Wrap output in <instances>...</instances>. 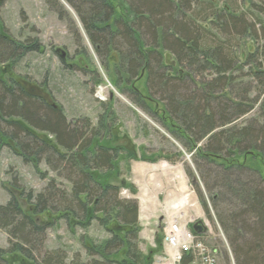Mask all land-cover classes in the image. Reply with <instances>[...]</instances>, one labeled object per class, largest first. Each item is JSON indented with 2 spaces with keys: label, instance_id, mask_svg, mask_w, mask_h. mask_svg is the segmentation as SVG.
<instances>
[{
  "label": "trees",
  "instance_id": "1",
  "mask_svg": "<svg viewBox=\"0 0 264 264\" xmlns=\"http://www.w3.org/2000/svg\"><path fill=\"white\" fill-rule=\"evenodd\" d=\"M62 2L110 83L153 118L151 106L159 105L163 127L191 154L187 172L200 183L206 218L226 242L224 264H264V0H248L246 10L244 0H44L77 36ZM259 36L263 43L245 46ZM35 52L37 42L11 39L0 22V154L7 149L25 164L43 163L66 185L51 179L37 194L9 193L0 205L8 246L0 249V264H152L162 247L141 253L137 203L121 196L133 188L119 164L129 158L173 164L177 157H146L143 147L138 155L118 144L109 104L95 124L66 121L12 72ZM140 79L145 95L133 87ZM57 221L72 235L96 223L107 238H82L83 254L49 250L46 234ZM193 259L184 254L180 264Z\"/></svg>",
  "mask_w": 264,
  "mask_h": 264
},
{
  "label": "rangeland",
  "instance_id": "2",
  "mask_svg": "<svg viewBox=\"0 0 264 264\" xmlns=\"http://www.w3.org/2000/svg\"><path fill=\"white\" fill-rule=\"evenodd\" d=\"M244 1L246 3L243 8L246 10L249 3L248 0ZM62 5L75 23L79 35L72 33L73 30L71 31L67 21L58 20L54 13L48 11L44 0H0V22L8 36L20 42L26 40L37 42V52L25 55L12 67L13 74L25 78L27 82L25 89L33 96L41 97L50 105L54 104L60 108L68 122L87 118L95 124L97 117L102 114L101 106L109 104L117 118L111 127V133L115 138L118 137V144L129 148L131 152L134 148L136 154L138 149L143 147L146 157L157 152L161 156L177 157L180 168L190 181L187 171H192L191 154L184 152L180 142L170 137L163 127L158 117L160 106L157 104L151 106L152 115L158 112L153 118L140 111L117 91L110 83L108 73L100 65L92 46L81 32L73 11L63 2ZM259 43H263L261 37L256 41L251 38L244 41L245 46L252 48ZM244 50L245 47L242 52ZM112 66L109 62L110 71ZM244 72H248L247 69ZM133 87L145 95L143 79L135 82ZM257 106L258 104L249 116L254 115ZM249 116L238 121H243ZM122 137L124 138L121 139ZM132 161L134 160L129 158L119 164V172L126 181L129 177L127 168L129 170ZM157 163H162V160H158ZM51 179L66 185L43 163L25 164L21 158L3 149L0 154V205L8 201L9 193L17 194L19 190L37 194ZM196 186L201 189L198 181L193 185L194 193L198 196ZM126 194L131 195L128 190ZM126 194L122 196L125 197ZM39 219L44 222L47 217L42 216ZM203 225L207 229L204 233L205 244L216 249L217 264H224L222 251L227 249V245L223 236L216 225L207 218ZM46 235V247L49 250L65 249L70 255L82 251L79 242L84 237L95 242L107 238V234L96 223H92L86 230L76 229L72 235L61 221L54 223ZM7 247V236L0 230V249ZM148 250L140 247L143 255H146Z\"/></svg>",
  "mask_w": 264,
  "mask_h": 264
},
{
  "label": "crops",
  "instance_id": "3",
  "mask_svg": "<svg viewBox=\"0 0 264 264\" xmlns=\"http://www.w3.org/2000/svg\"><path fill=\"white\" fill-rule=\"evenodd\" d=\"M157 164L132 161L127 179L133 188L131 198L138 208L139 247L146 249L162 247L160 236L163 237L167 221L187 226L194 233L193 224L206 219L201 201L194 193L192 179L188 181L181 165L177 161L171 165L163 160Z\"/></svg>",
  "mask_w": 264,
  "mask_h": 264
},
{
  "label": "built area",
  "instance_id": "4",
  "mask_svg": "<svg viewBox=\"0 0 264 264\" xmlns=\"http://www.w3.org/2000/svg\"><path fill=\"white\" fill-rule=\"evenodd\" d=\"M122 190L121 196L126 194ZM125 198H131L126 194ZM162 250L153 257L152 264H180L184 254H191V264H217L215 253L204 242L205 234L198 235L191 232L187 226L167 221L163 227Z\"/></svg>",
  "mask_w": 264,
  "mask_h": 264
},
{
  "label": "water",
  "instance_id": "5",
  "mask_svg": "<svg viewBox=\"0 0 264 264\" xmlns=\"http://www.w3.org/2000/svg\"><path fill=\"white\" fill-rule=\"evenodd\" d=\"M63 53H62V57H63ZM110 98H111V94H110ZM197 183V179L194 177L191 181V184H196ZM192 230L194 231V233L196 234H204L205 232H207V229L205 228V226L203 225V222L201 221H197L193 224L192 226ZM153 252L150 251L149 255H152Z\"/></svg>",
  "mask_w": 264,
  "mask_h": 264
},
{
  "label": "bare ground",
  "instance_id": "6",
  "mask_svg": "<svg viewBox=\"0 0 264 264\" xmlns=\"http://www.w3.org/2000/svg\"><path fill=\"white\" fill-rule=\"evenodd\" d=\"M100 99H103L102 97H100Z\"/></svg>",
  "mask_w": 264,
  "mask_h": 264
},
{
  "label": "flooded vegetation",
  "instance_id": "7",
  "mask_svg": "<svg viewBox=\"0 0 264 264\" xmlns=\"http://www.w3.org/2000/svg\"><path fill=\"white\" fill-rule=\"evenodd\" d=\"M61 57H62V55H61ZM129 149V148H128Z\"/></svg>",
  "mask_w": 264,
  "mask_h": 264
}]
</instances>
